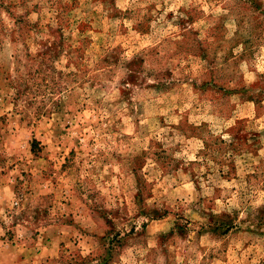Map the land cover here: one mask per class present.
<instances>
[{
	"label": "rangeland",
	"instance_id": "rangeland-1",
	"mask_svg": "<svg viewBox=\"0 0 264 264\" xmlns=\"http://www.w3.org/2000/svg\"><path fill=\"white\" fill-rule=\"evenodd\" d=\"M0 264H264V0H0Z\"/></svg>",
	"mask_w": 264,
	"mask_h": 264
}]
</instances>
